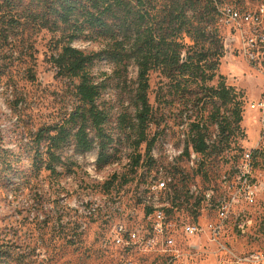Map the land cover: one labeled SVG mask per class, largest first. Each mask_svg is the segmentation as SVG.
<instances>
[{
  "label": "rangeland",
  "instance_id": "1",
  "mask_svg": "<svg viewBox=\"0 0 264 264\" xmlns=\"http://www.w3.org/2000/svg\"><path fill=\"white\" fill-rule=\"evenodd\" d=\"M228 9L257 20L231 22ZM220 10L216 28L225 46L220 74L243 94L244 121L229 146L221 142L224 137L218 126L208 123V143L214 147L205 156L194 152L198 156L194 165L192 123L200 109L178 102L158 107L155 97L161 78L153 74L149 97L154 118L146 135L156 143L147 155L146 143L137 147L140 129L132 126L137 123V68L132 66L127 78L120 79L112 63L101 59L91 74L105 83L100 103L110 114L107 130L115 140L110 163L100 168L97 149L82 155L71 141L58 151L63 165L55 175L39 171L35 159L45 150L38 149L37 132L64 122L78 105L75 83L57 77L50 62L61 34L42 30L29 35L35 82L27 81L22 56L12 53L7 43L0 46L4 66L0 71V264H246V258L264 257V147L258 144L264 111L253 108L264 101V0H234ZM73 46L86 53L105 48L103 41L84 39ZM122 117L128 124L122 123ZM248 151H253V176L261 190L252 205L243 199L232 204L237 168ZM165 178L171 179L174 190L162 199L173 207L168 211V232L181 256L170 259L117 247L113 229L119 222L125 221L129 229L149 228L144 198L152 181ZM194 187L198 196L191 195ZM210 188L215 197L208 202L203 193ZM220 200L231 204L226 222ZM239 216L253 221L245 234L238 230ZM187 220L200 225V235L189 237L183 232L182 222Z\"/></svg>",
  "mask_w": 264,
  "mask_h": 264
},
{
  "label": "trees",
  "instance_id": "2",
  "mask_svg": "<svg viewBox=\"0 0 264 264\" xmlns=\"http://www.w3.org/2000/svg\"><path fill=\"white\" fill-rule=\"evenodd\" d=\"M233 1L0 0V46L7 43L12 53L22 56L27 81L37 80L29 35L48 30L61 34L50 59L56 76L75 83L78 105L69 118L42 127L36 134L38 149L45 150L35 159L38 170L55 175L63 165L58 151L71 141L82 155L97 149L100 168L110 163L115 140L107 130L110 114L100 103L105 83L97 82L91 74L101 59L112 63L113 73L120 79L127 78L132 66L137 68V123L132 126L137 124L140 129L137 147L146 143L147 155L156 143L146 135L154 118L149 97L153 74L161 78L155 97L158 107L178 102L200 109L192 123L195 153L205 156L214 147L208 143V123L218 126L224 137L221 142L229 146L244 121V96L220 74L225 46L216 17L222 15L221 6ZM81 39L103 41L105 48L86 53L73 46ZM2 61L0 51V71L4 69ZM14 67L9 65L12 71ZM122 118V123L128 124V119Z\"/></svg>",
  "mask_w": 264,
  "mask_h": 264
},
{
  "label": "built area",
  "instance_id": "3",
  "mask_svg": "<svg viewBox=\"0 0 264 264\" xmlns=\"http://www.w3.org/2000/svg\"><path fill=\"white\" fill-rule=\"evenodd\" d=\"M228 17L231 22L238 23V21H244L245 23L252 24L257 19L251 15L242 16L238 11L228 9ZM254 109L264 111V101L257 103L253 106ZM259 146L262 144L264 147V113L261 117V133ZM193 151V149H192ZM191 163L195 164L197 160V154H191ZM237 182L235 183V192L232 194V204L241 203L242 199L244 203L250 205L256 202L257 195L261 190V185L255 180L253 176V151L245 153L242 163L237 168ZM171 179H164V184L155 185V180L152 181L147 189L148 195L144 198V202L148 207V212L144 216L149 220V228L138 227L135 229H129L127 224L119 222L113 229V241L117 247L123 248L126 251H133L134 249L140 250L144 253H152L158 256L167 257L170 259L178 258L181 256L180 249L178 248L177 241L174 237L169 235L168 232V211L173 207L167 203H163L164 196H170L174 194V190L170 186ZM232 187H230L231 189ZM198 196V190L196 187L191 191V195ZM215 197V191L213 188L207 189L203 193V199L210 202ZM219 209L221 211V217L223 221L230 219L231 204H227L226 200L219 201ZM151 212L149 213V211ZM253 221L246 216L237 217L238 230L245 234L249 228L252 227ZM183 232L189 236H198L202 232L199 224L193 223L189 220L183 221ZM217 229H215V232ZM246 264L256 263L260 264L264 262L263 256H253L246 258L244 261Z\"/></svg>",
  "mask_w": 264,
  "mask_h": 264
},
{
  "label": "bare ground",
  "instance_id": "4",
  "mask_svg": "<svg viewBox=\"0 0 264 264\" xmlns=\"http://www.w3.org/2000/svg\"><path fill=\"white\" fill-rule=\"evenodd\" d=\"M162 184H164V181H158L155 183V185H162Z\"/></svg>",
  "mask_w": 264,
  "mask_h": 264
}]
</instances>
